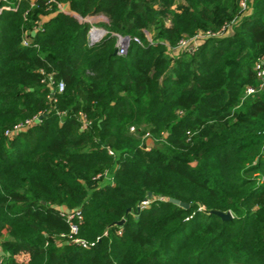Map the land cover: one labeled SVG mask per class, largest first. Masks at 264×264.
<instances>
[{"label": "trees", "instance_id": "16d2710c", "mask_svg": "<svg viewBox=\"0 0 264 264\" xmlns=\"http://www.w3.org/2000/svg\"><path fill=\"white\" fill-rule=\"evenodd\" d=\"M4 2L0 264H264V0ZM75 14H103L106 32L89 43ZM112 32L139 41L119 54ZM60 205L93 244L68 239Z\"/></svg>", "mask_w": 264, "mask_h": 264}, {"label": "built area", "instance_id": "2783aa9c", "mask_svg": "<svg viewBox=\"0 0 264 264\" xmlns=\"http://www.w3.org/2000/svg\"><path fill=\"white\" fill-rule=\"evenodd\" d=\"M241 4V8L245 7V0H241L240 2ZM57 6L59 7V9H62V7L60 6V4L58 3ZM2 8H10L9 4L7 2H4L0 5V10ZM227 25H224L222 27H220L219 30L215 31V32H211V31H198L196 33H194L192 36L188 37V38H182L180 39L177 44H176V48H186V49H192L194 48V46L204 37L206 36H211V35H215V34H219L221 32H223L226 29ZM36 29V26H34L29 32H26L27 34L33 32ZM97 28H95L94 26H91L88 28L87 31V37L88 39L90 37H92L94 40H96L97 38H99L100 34L97 35H92V31L95 30ZM117 39H116V52L119 54H122L125 52L126 47L128 45L129 40L132 38L135 41H139V39L136 36H128V35H120L118 33H116ZM29 36L25 35L22 37L21 39V43L22 44H27ZM255 72H256V76L259 79V84L262 83V81L264 80V57H260L255 61ZM45 82L47 84L48 87L52 88V86L57 90L60 91L63 88V81L62 80H58L57 82H54L51 74L50 73H46L44 76ZM253 87L252 86H247L245 88L246 92H251L253 91ZM52 100H54V97L51 98ZM39 118V116L37 114L32 115L31 117L25 118L23 120H18L16 121L13 126L9 129H6L4 131V135L7 137H10L15 131L23 129L25 127H27L28 125L34 123L35 121H37ZM79 121H80V128H84L86 126L89 125L90 120L83 114L79 112ZM130 130H133V126H129ZM143 137H148V132L145 131L143 133ZM145 148H147L148 146H146V144L144 145ZM107 151L109 153H112V151L108 148ZM105 177L110 179V176L107 174V171L104 170L102 172H98L95 174V178H99V177ZM59 209V213L63 216L65 222L68 225V231H67V237L69 240L76 242L80 245L83 246H88L89 244H93V242H88L86 240H84L81 237L76 236V230H77V223L80 220V212L77 208L74 207H66L63 205H60L58 207ZM120 230H117V232H119ZM106 231L103 230V234H105Z\"/></svg>", "mask_w": 264, "mask_h": 264}, {"label": "water", "instance_id": "95a60500", "mask_svg": "<svg viewBox=\"0 0 264 264\" xmlns=\"http://www.w3.org/2000/svg\"><path fill=\"white\" fill-rule=\"evenodd\" d=\"M75 15H76V14H75ZM76 16H77L79 19H81V20H85V19H86V18H83V17H81V16H79V15H76ZM112 34H115V35H116V33H114V32H112ZM88 40H89V43H91L92 41H94V39H93L92 37H90ZM113 52H116V49H115V48H114ZM149 195H150V192L148 191V192H147V196H149ZM168 200L171 201V202H174V203H176V204H178V205H181V206H183V207H187V206H188V203H187V202L182 201V200H179V199L174 198V197H168ZM136 208L138 209V208H139V205H137ZM127 209H128V208H126L125 211H127ZM210 211L213 212V213H215V214H217V215L220 216L222 219H228V218L231 217V213H230L229 210L222 211V210L212 209V210H210ZM123 220H124V218L121 217V218H119V219L113 221L112 224H118V225H119V224H121V223L123 222Z\"/></svg>", "mask_w": 264, "mask_h": 264}, {"label": "rangeland", "instance_id": "374dc122", "mask_svg": "<svg viewBox=\"0 0 264 264\" xmlns=\"http://www.w3.org/2000/svg\"><path fill=\"white\" fill-rule=\"evenodd\" d=\"M62 5L63 4H60L61 7ZM81 17L83 18L85 17L87 19V21L90 23L89 27L94 26L95 28L101 29L102 31H101L100 36H102L106 32V28L103 25H101V22H105V23L107 22V19L103 14H88L86 16H81ZM120 35H123V34H120ZM146 35L149 36L147 32H146ZM150 141H151L150 138H146L144 140V143L146 144V146L150 145Z\"/></svg>", "mask_w": 264, "mask_h": 264}, {"label": "bare ground", "instance_id": "6f19581e", "mask_svg": "<svg viewBox=\"0 0 264 264\" xmlns=\"http://www.w3.org/2000/svg\"><path fill=\"white\" fill-rule=\"evenodd\" d=\"M101 29L97 28L95 30L92 31V35H97V34H100L101 33Z\"/></svg>", "mask_w": 264, "mask_h": 264}, {"label": "crops", "instance_id": "0c3cea01", "mask_svg": "<svg viewBox=\"0 0 264 264\" xmlns=\"http://www.w3.org/2000/svg\"><path fill=\"white\" fill-rule=\"evenodd\" d=\"M62 9L64 10V11H67V12H70V13H72L70 10H68V8H67V5L66 4H63L62 5ZM85 18V17H84ZM86 21H87V19H85Z\"/></svg>", "mask_w": 264, "mask_h": 264}]
</instances>
